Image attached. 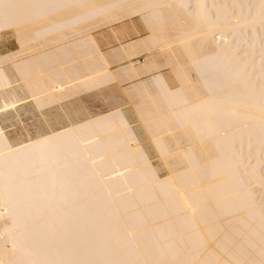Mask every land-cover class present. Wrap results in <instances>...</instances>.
I'll use <instances>...</instances> for the list:
<instances>
[{"label":"bare ground","instance_id":"1","mask_svg":"<svg viewBox=\"0 0 264 264\" xmlns=\"http://www.w3.org/2000/svg\"><path fill=\"white\" fill-rule=\"evenodd\" d=\"M7 2L73 7L35 9L19 34L0 31L16 43L0 57L17 54L0 63V104H17L0 114V128L17 148V141L28 142L41 112L55 131H71L43 158L3 155L0 145V192L7 183L24 193L16 230L6 234L0 219V258H8L12 239L13 258L25 260L53 258L77 238L104 240L141 264H231L250 246L258 252L264 233L261 0ZM116 24L124 27L119 48L126 63L113 69L95 35L116 32ZM120 78L128 89L116 88ZM118 91V102L110 103ZM117 108L129 135L102 119Z\"/></svg>","mask_w":264,"mask_h":264},{"label":"snow or ice","instance_id":"2","mask_svg":"<svg viewBox=\"0 0 264 264\" xmlns=\"http://www.w3.org/2000/svg\"><path fill=\"white\" fill-rule=\"evenodd\" d=\"M73 5H38V4H20V3H8L7 0H0V31H6L9 29H14L19 34V29L23 23L31 19L34 15L33 10L40 8H55L64 9L72 8ZM144 7H152L146 5ZM261 24L264 25V0H261ZM145 23L150 25V21L145 17ZM16 53H11L0 57V63H8L15 59ZM172 95H177V93H172ZM36 99V104L38 107H43L42 102L39 98ZM23 102L22 98H20ZM118 102V98H112L110 103ZM187 103V100L184 101ZM16 100H5L4 104H0V114L7 116L9 114V109H16ZM262 112H264V105H262ZM102 119L112 120L118 122L119 127L123 130L124 135L130 134V129L127 122L123 120L120 110L117 108L115 112L109 113L107 117ZM63 127V125H60ZM35 129L34 131L32 129ZM30 134L27 136V143L23 141H17L19 147H13L9 143L7 129L0 128V145L6 152L3 155L17 154V153H29L39 155L41 158L46 154V150L53 144L54 141H58L70 129H65V132L55 131L54 121L47 116V113L41 112V118L39 123H36L29 128ZM35 137V138H34ZM19 185L23 182L19 181ZM243 186L244 182L241 180ZM264 187V186H262ZM249 195L251 193L249 192ZM24 201V193L21 187H17L16 191L13 192L9 185L6 183L2 192H0V219L6 222V234L12 233L16 230L17 225L20 223L21 217L18 215V211L21 210ZM262 205H264V199H262ZM25 211V221L30 219L31 210L26 207L23 209ZM261 215L264 218V206L261 208ZM11 222L8 224V222ZM17 242L15 239L11 240V247L6 248L5 255L7 259L0 258V264H141L140 261L128 259L122 257L117 251L111 249V245L100 240L98 242L92 241L90 239L80 240L73 239L72 242L67 245L64 251L57 252L56 256L53 258L45 259H20L13 258L17 252ZM231 264H264V233L261 235V245L257 252L255 246H250L249 249L245 250L244 258L237 259Z\"/></svg>","mask_w":264,"mask_h":264},{"label":"crops","instance_id":"3","mask_svg":"<svg viewBox=\"0 0 264 264\" xmlns=\"http://www.w3.org/2000/svg\"><path fill=\"white\" fill-rule=\"evenodd\" d=\"M115 30H116V32L109 31L106 28L101 29L96 33L95 39L97 41V44L100 47V50L102 52H104L105 58L111 63V65H112L111 67L114 69H117L119 65H122L125 63V60H123L124 55H122L121 48H119V47H121V45H123V43L126 40L123 37L124 36V31H123L124 27H121L118 24L117 26H115ZM142 59L143 58H141V60Z\"/></svg>","mask_w":264,"mask_h":264},{"label":"rangeland","instance_id":"4","mask_svg":"<svg viewBox=\"0 0 264 264\" xmlns=\"http://www.w3.org/2000/svg\"><path fill=\"white\" fill-rule=\"evenodd\" d=\"M14 48H16V43L14 42V40L13 39H11V40H8V41H6V40H4L3 39V37L0 35V54L1 53H5V52H7V51H9V50H11V49H14ZM124 60V59H123ZM126 63V62H125ZM124 63V64H125ZM112 65L110 64V67H111ZM114 69V68H113ZM167 69V70H166ZM165 70V71H164ZM162 73H164L165 75H166V77L168 78V81L170 82V84L172 85V86H174V85H176L177 83H176V81L173 79V76H172V74H171V71H170V69H169V67H163L162 68V70H160ZM145 78H147L146 76L147 75H143ZM113 83H115L116 84V88H118L119 90H123V88H125L126 86H128V87H126L125 89H128L129 87H130V83H129V81H127V80H125L124 78H120L119 80H117V82L116 81H114ZM117 83H119V85L117 84ZM107 92V90L106 91H101V93L103 94V93H106ZM119 97H120V94H119V91H118V93H114L111 97H109V100H111L112 98H118V100H119ZM89 98V97H88ZM93 98V97H92ZM87 99V98H86ZM105 100H106V106L107 107H109V103H108V99L107 98H104ZM104 108V107H103ZM99 109H101L102 110V108L100 107Z\"/></svg>","mask_w":264,"mask_h":264}]
</instances>
